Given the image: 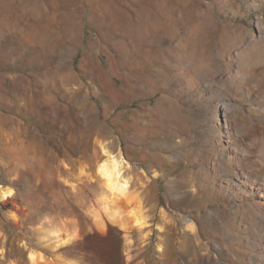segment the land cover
<instances>
[{
    "label": "rangeland",
    "instance_id": "rangeland-1",
    "mask_svg": "<svg viewBox=\"0 0 264 264\" xmlns=\"http://www.w3.org/2000/svg\"><path fill=\"white\" fill-rule=\"evenodd\" d=\"M6 189L0 264H264V0H0Z\"/></svg>",
    "mask_w": 264,
    "mask_h": 264
},
{
    "label": "bare ground",
    "instance_id": "bare-ground-1",
    "mask_svg": "<svg viewBox=\"0 0 264 264\" xmlns=\"http://www.w3.org/2000/svg\"><path fill=\"white\" fill-rule=\"evenodd\" d=\"M123 168H124L123 162L117 161L112 156H110L107 160H105V162H103L100 165V167L98 168V172H99L100 176L105 180L106 186L111 191L112 197L114 196L113 201H115L117 203L123 202L122 203L123 205L125 202V204H126L125 207L128 208V212H127L128 217H129V218L127 217L128 219L121 218L119 215L118 216L114 215L112 220H116V222H118L121 225H124V227H127V228L129 227L128 226L129 221L130 222L132 221V224H133L132 226H134L135 228H138L139 230L146 229L148 227V221L146 220L145 216L142 213L141 204L137 201V199L132 197V195L130 193L129 183L126 182L125 180H123V178H122ZM124 170H125V168H124ZM229 188H230V186L227 185V189H229ZM244 188H246V187H244ZM238 192H239L240 196L242 195V197H246V192L243 191L242 189H239ZM0 195H1L0 196L1 199L6 200V199H9L10 197H12L13 192L11 190H7V189L1 190ZM204 209L206 210V214L211 219L217 218L218 206L216 204L211 205V206L210 205L205 206ZM189 223L190 224L188 226V229L190 231H193L195 224H193L192 220H190ZM214 248L215 249L218 248L221 251H224V247L222 244L216 245V246H214ZM206 251H207L209 256L206 257L205 264H211L212 261H213V264H225L223 262V260H220L217 256H215V257L210 256L209 249H206ZM29 258H30V261L32 264H43L45 262L44 258L41 255L36 254V253H31L29 255ZM256 263L257 262H255V264Z\"/></svg>",
    "mask_w": 264,
    "mask_h": 264
}]
</instances>
